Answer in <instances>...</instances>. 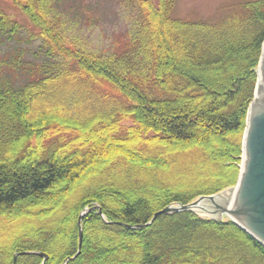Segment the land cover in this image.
Segmentation results:
<instances>
[{"label": "trees", "instance_id": "trees-1", "mask_svg": "<svg viewBox=\"0 0 264 264\" xmlns=\"http://www.w3.org/2000/svg\"><path fill=\"white\" fill-rule=\"evenodd\" d=\"M174 5L120 0L124 44L100 50L61 0H0V44L38 41L1 61L22 76L0 80V264H41L14 257L28 250L62 264L93 205L66 264H264V246L229 219L183 210L124 226L237 180L264 0L212 21L175 17Z\"/></svg>", "mask_w": 264, "mask_h": 264}, {"label": "water", "instance_id": "water-1", "mask_svg": "<svg viewBox=\"0 0 264 264\" xmlns=\"http://www.w3.org/2000/svg\"><path fill=\"white\" fill-rule=\"evenodd\" d=\"M241 161L235 185L213 194L199 196L186 204L168 205L153 213L150 220L137 226L124 225L128 228H138L149 225L160 214L183 210L205 212V216L221 220L226 215L242 230L251 235L264 246V39L256 68V83L253 98L248 105L245 128L241 140ZM209 209H208V208ZM97 209L94 205L85 208L77 218L78 245L70 259L78 255L82 241L81 219ZM30 254L23 251L17 254Z\"/></svg>", "mask_w": 264, "mask_h": 264}, {"label": "rangeland", "instance_id": "rangeland-1", "mask_svg": "<svg viewBox=\"0 0 264 264\" xmlns=\"http://www.w3.org/2000/svg\"><path fill=\"white\" fill-rule=\"evenodd\" d=\"M240 1L243 0H175L172 14L175 17L191 20L212 21L221 16L220 14L228 4ZM5 7L11 18L18 20L26 29L34 30L26 17L10 3L6 2ZM60 11L64 14L65 19L70 20L69 25L74 27L75 33L79 32L80 37L85 39L88 48L97 47L100 50H113L120 49L124 44L128 20L125 14L123 16L120 0H61ZM25 39L26 36L22 34L14 41L0 44V80L11 79L13 74L15 77L22 76L19 71L16 73L10 71V68H6L1 61L13 53H17V51L26 53L27 48L30 51L36 49L38 41L28 44ZM25 57L26 60H32L31 55L26 54ZM241 155L242 153L240 157ZM240 161L241 159L238 162V167ZM201 195H198L194 200ZM197 212L205 214L202 211ZM222 219L227 220L229 218L223 215Z\"/></svg>", "mask_w": 264, "mask_h": 264}, {"label": "bare ground", "instance_id": "bare-ground-1", "mask_svg": "<svg viewBox=\"0 0 264 264\" xmlns=\"http://www.w3.org/2000/svg\"><path fill=\"white\" fill-rule=\"evenodd\" d=\"M28 252H30V254H35V255H38L40 257H42V262L41 264H43L44 260L46 259L47 255L44 253V252H41V251H37V250H28ZM27 254V253H26ZM70 260V258H66L62 264H66V262Z\"/></svg>", "mask_w": 264, "mask_h": 264}]
</instances>
